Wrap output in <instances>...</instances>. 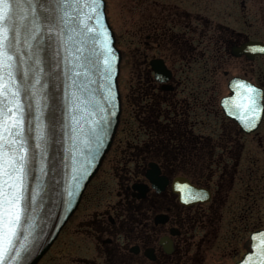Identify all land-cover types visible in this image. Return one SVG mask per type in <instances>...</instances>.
<instances>
[{
    "label": "flooded vegetation",
    "instance_id": "flooded-vegetation-1",
    "mask_svg": "<svg viewBox=\"0 0 264 264\" xmlns=\"http://www.w3.org/2000/svg\"><path fill=\"white\" fill-rule=\"evenodd\" d=\"M105 2L125 72L106 176L37 264L235 262L264 224V0Z\"/></svg>",
    "mask_w": 264,
    "mask_h": 264
},
{
    "label": "snow or ice",
    "instance_id": "snow-or-ice-1",
    "mask_svg": "<svg viewBox=\"0 0 264 264\" xmlns=\"http://www.w3.org/2000/svg\"><path fill=\"white\" fill-rule=\"evenodd\" d=\"M103 5L104 0H0V264H21L25 254L35 250L32 241L38 238L31 213L35 212L33 205L40 189L29 194L28 177L37 160L41 177L46 175L48 148L56 127L55 104L50 121L45 122L49 96L42 77H54V73H44L40 59L45 39L65 46L68 91L64 103L72 110L71 138L74 144L80 141L91 150L78 151L83 162L74 166V172L87 171L109 134L112 111L104 105L115 107L111 79L116 57L108 42ZM89 68L104 74L106 84L99 100L85 86L93 83L87 79ZM238 83L244 85L246 94L235 108L244 113L240 119L251 128L261 111L258 89L245 81ZM230 99L235 102L237 97ZM228 110L237 114L233 108ZM259 235L264 236V232ZM253 247L257 250L246 254L239 264H264V239Z\"/></svg>",
    "mask_w": 264,
    "mask_h": 264
},
{
    "label": "water",
    "instance_id": "water-1",
    "mask_svg": "<svg viewBox=\"0 0 264 264\" xmlns=\"http://www.w3.org/2000/svg\"><path fill=\"white\" fill-rule=\"evenodd\" d=\"M103 20L108 29L110 40L108 41L114 49L116 59L113 61V73L111 79L112 93L115 96V107L111 105H104L106 108L111 109L112 114L109 118L110 127L109 134L104 140L103 147L96 153V158L92 165L87 168L86 172L77 174L73 171L74 166L79 162L82 163V158L79 157L78 151L85 153L91 150L86 148L84 144L77 141L75 144L72 140V125L70 112L72 111L68 105L64 103V94L68 91V81L64 76L66 55L65 46L63 43L57 41H48L45 39L43 44L44 51L40 53L42 67L44 73H54L51 75L43 76L42 81L46 82L47 94L49 96V107L45 110V122L50 121V115L54 110L52 105L55 104V130L52 132L50 146L48 148V156L46 158V175L41 177L40 166L38 160L33 163L31 175L28 177L29 194L37 188L40 191L37 194V199L33 207L35 212L31 213L34 217L35 232L34 236L38 238L32 241L34 251L30 255H26V259L21 264H36L39 259L45 254L47 249L57 237L59 231L69 219L71 214L75 211L87 183L94 176L98 170L103 157L108 151L113 140L121 113V97L118 88V74L121 60V52L115 44V36L113 30L109 25L106 12L105 1L103 5ZM75 39V38H74ZM102 47V45H98ZM59 53V55H57ZM27 55V51H25ZM34 64V59L29 62V67ZM54 64H59V68H54ZM99 64L103 67L102 59ZM68 67H72L71 64ZM80 71L79 69L77 70ZM90 75L87 79L93 81L90 89L95 92L96 98L101 99L106 81L104 80L103 72L89 68ZM71 75V72H69ZM83 75V73H81ZM59 85V87H57ZM39 88L40 85H37ZM33 103L35 101L33 100ZM87 127V125H85ZM34 135V134H33ZM30 144H34V140L30 139ZM75 148V150H74ZM90 158V157H89ZM71 193V195H69ZM264 232V227L255 231L251 236L250 248L245 252L240 260L233 264H239L240 261L245 259L246 254L255 252L257 250L253 245L259 246L260 240L264 236L259 233Z\"/></svg>",
    "mask_w": 264,
    "mask_h": 264
},
{
    "label": "rangeland",
    "instance_id": "rangeland-1",
    "mask_svg": "<svg viewBox=\"0 0 264 264\" xmlns=\"http://www.w3.org/2000/svg\"><path fill=\"white\" fill-rule=\"evenodd\" d=\"M124 70H122V72H121V75H119V78H120V80H122V83L124 82ZM104 176H106V175H104V174H102V175H98L97 176V178H96V180H94L95 182L93 183V182H91V184H90V186H89V189H88V191H90V189H92L91 188V185H92V183H93V185H95V183L97 182V184H99V183H101L103 180H104ZM92 185V186H93ZM94 187V186H93Z\"/></svg>",
    "mask_w": 264,
    "mask_h": 264
}]
</instances>
